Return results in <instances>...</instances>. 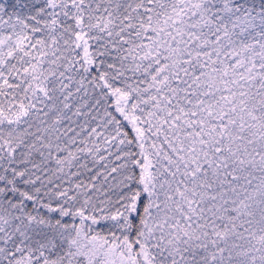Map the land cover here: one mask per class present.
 I'll return each instance as SVG.
<instances>
[{
    "label": "snow or ice",
    "instance_id": "obj_1",
    "mask_svg": "<svg viewBox=\"0 0 264 264\" xmlns=\"http://www.w3.org/2000/svg\"><path fill=\"white\" fill-rule=\"evenodd\" d=\"M0 264H264V0H0Z\"/></svg>",
    "mask_w": 264,
    "mask_h": 264
}]
</instances>
